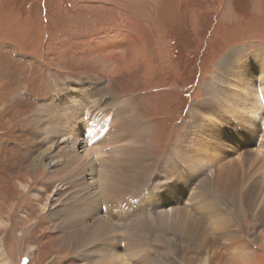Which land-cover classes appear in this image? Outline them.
<instances>
[{
	"label": "rangeland",
	"instance_id": "obj_1",
	"mask_svg": "<svg viewBox=\"0 0 264 264\" xmlns=\"http://www.w3.org/2000/svg\"><path fill=\"white\" fill-rule=\"evenodd\" d=\"M258 51L254 69L262 70L264 0H0V264H84L73 245L59 243L52 211H42L55 185L48 161L36 158L46 147L44 113L61 90L79 85L117 105L141 99L161 163L188 139L192 122L194 132L205 127L197 124L205 113L193 120L190 108L207 104L206 86L236 65L229 57ZM260 221L245 213L231 228L240 225L254 246L252 264H264ZM167 236L176 244L166 264L196 254L193 244ZM104 246L81 253L101 258ZM150 248L159 255L160 246Z\"/></svg>",
	"mask_w": 264,
	"mask_h": 264
},
{
	"label": "bare ground",
	"instance_id": "obj_2",
	"mask_svg": "<svg viewBox=\"0 0 264 264\" xmlns=\"http://www.w3.org/2000/svg\"><path fill=\"white\" fill-rule=\"evenodd\" d=\"M236 55L232 70L206 86L207 104L190 108L193 120L205 113L197 123L205 127L194 132L192 122L188 139L161 163L141 99L117 105L78 85L47 105L46 147L36 159L48 161L55 188L42 211H52L59 243L73 245L84 264H166L176 244L169 233L194 245L196 254L181 264H252L254 246L240 225L231 228L245 213L264 227V68L254 69L259 51ZM152 229L160 235L147 239L142 230ZM99 244L107 256L82 255Z\"/></svg>",
	"mask_w": 264,
	"mask_h": 264
}]
</instances>
